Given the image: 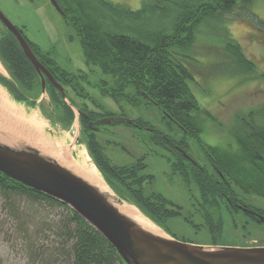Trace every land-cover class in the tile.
Here are the masks:
<instances>
[{
    "label": "trees",
    "instance_id": "1",
    "mask_svg": "<svg viewBox=\"0 0 264 264\" xmlns=\"http://www.w3.org/2000/svg\"><path fill=\"white\" fill-rule=\"evenodd\" d=\"M56 1L65 20L80 36L87 62L99 66L110 77L112 84L103 81L108 91L105 95L117 101L126 99L134 107L141 104L140 98L146 104L156 103L155 106L164 112L163 119L170 116L183 132L184 137L176 142L177 146L188 151L187 136H191L206 151L210 167L188 161L173 145L175 154L179 155L171 164L173 174L182 177L190 188L195 186L199 193L195 208L204 223L196 227L207 228L213 245H218L224 232V219L218 211L223 207L236 211L243 208L253 220L264 224L256 215H264V208L248 203L241 196L253 194L264 198V106L236 113L231 130L236 149L230 145L207 151L202 134L211 113L199 104L190 86V81L196 83L192 70L200 26L222 22L239 9L240 2L248 5L254 0H144L138 10L110 0ZM208 30L215 31L210 27ZM5 31L0 34V58L11 77L8 79L0 74V81L7 85L17 102L35 105L37 101H29L27 94H43L41 76L21 45L8 30ZM28 42L54 77L66 87V92L70 89L76 97L83 96L80 91L85 89L80 81L86 80V76L61 68L53 58ZM225 51L240 73L252 75L248 78L262 76L256 63L230 36H226ZM46 92L51 98L49 105L53 114H49L47 107L43 112L66 125L74 123L77 115L71 105L80 108L79 102L68 92L67 102L50 79ZM82 121L86 127L87 120L82 118ZM145 126L151 123L143 120L142 127ZM159 139L161 146H165L166 137L160 135ZM114 169L119 175L108 177L109 186L122 198L137 204L148 218L177 238L166 222L180 214V208L165 210L164 206L170 202L160 194L158 201H150L143 185L148 176H123L122 173L128 171L126 167L115 166ZM124 186L131 189L132 194ZM0 193L11 201L12 208L16 207L18 198L32 197L66 210L61 222L50 226L60 240L57 252L51 249L39 252L35 246L39 242L30 241L32 251L46 263H56L62 258L67 264H127L94 227L63 202L25 186L2 171ZM160 211L163 216L157 214Z\"/></svg>",
    "mask_w": 264,
    "mask_h": 264
},
{
    "label": "rangeland",
    "instance_id": "2",
    "mask_svg": "<svg viewBox=\"0 0 264 264\" xmlns=\"http://www.w3.org/2000/svg\"><path fill=\"white\" fill-rule=\"evenodd\" d=\"M110 1L128 5L133 10L141 9L144 3V0ZM0 9L42 54L53 58L61 68L86 76V80H81L80 84L95 101L110 111L118 110L119 107L110 96L102 95V89L106 87L103 81L112 84L110 77L103 73L99 66L87 62L80 36L51 0H0ZM209 27L215 31L210 32ZM5 30L0 21V34L6 32ZM226 36L227 38L230 36L241 45L246 56L256 63L257 70L262 76L248 78L252 75L240 73L232 65L231 58L225 51ZM196 50L197 54L194 55L196 61H193L195 65L192 70L196 83L190 81V86L199 104L211 113L202 134L204 147L207 151L212 148H214L212 150L228 148L230 145L236 149L237 144L231 133L236 113L264 106V0H254L248 5L240 2L239 9L224 21L201 25ZM0 74L8 79L11 77L1 58ZM0 90L8 95L11 102L15 100L10 89L2 81ZM68 94L80 103V98L70 89ZM27 95L28 100L32 102L34 99L37 101L36 104L23 102L18 104L27 114L35 113L40 116L44 124L45 137L49 141L63 143L75 159L79 158V152L83 150L100 172L88 149L87 134L80 135L81 124L74 120V123L66 125L58 118L50 116L49 114L53 112L49 105L51 98L47 92ZM139 100L141 102L139 107L130 104L126 106L129 116L142 117L153 127L172 135L168 127L170 124L177 140L184 137L174 120L171 121L170 117L163 119L164 112L159 108L146 104L144 99ZM44 107L48 108L49 114L43 112ZM0 128L7 129L2 124ZM111 128L117 131L111 138L123 144L135 156L132 157L117 147L116 149L109 147L108 156L112 162L126 165L144 158L146 168L142 169L140 174L151 176V179L143 184L146 196L160 194L180 208V214L168 218L166 222L170 232L183 241L214 246L208 229L196 227L204 223L195 208V200L199 198L198 190L195 186L190 188L178 174H173L172 165L168 160L171 154L161 145L153 143L145 130L139 131L124 125ZM187 142L189 154L201 165L210 167L206 151L197 139L187 136ZM241 196L248 203L264 208L263 197L253 194ZM16 203V207L12 208L11 201L0 193V264H67L62 258L56 263H46L44 258L36 256L30 247L32 246L30 241L32 243L38 241L39 243L35 245L37 251L51 249V252L55 250L57 252L60 240L50 226L55 222H61L67 214L66 210L32 197L18 198ZM128 203L134 205L131 201ZM218 212L224 219V232L218 240V246H264V224L253 220L246 210L243 208H239V211L234 208L228 210L223 207ZM160 228L164 231L162 227Z\"/></svg>",
    "mask_w": 264,
    "mask_h": 264
},
{
    "label": "water",
    "instance_id": "3",
    "mask_svg": "<svg viewBox=\"0 0 264 264\" xmlns=\"http://www.w3.org/2000/svg\"><path fill=\"white\" fill-rule=\"evenodd\" d=\"M51 2L63 14L58 2ZM0 21L16 36L41 76L43 93L48 77L67 100L65 87L38 59L21 31L1 9ZM76 113L86 115L80 110ZM121 120L124 119L119 118ZM76 121L80 123L78 117ZM0 136L7 139L0 138V171L71 207L117 250L127 264H264V246H205L152 232L120 210V205L130 203L120 198L108 184L107 189L101 190L21 135L0 128ZM185 155L197 163L187 153ZM256 215L264 222V215Z\"/></svg>",
    "mask_w": 264,
    "mask_h": 264
},
{
    "label": "flooded vegetation",
    "instance_id": "4",
    "mask_svg": "<svg viewBox=\"0 0 264 264\" xmlns=\"http://www.w3.org/2000/svg\"><path fill=\"white\" fill-rule=\"evenodd\" d=\"M4 27L17 40L16 36L5 25H4ZM18 29L21 31V33L23 34V36L27 40L26 36L24 35V32L20 28H18ZM17 42H18V40H17ZM27 42H28V40H27ZM34 53L36 54L38 59L43 63V60L40 58V55H38L36 51H34ZM48 80H49V78L46 77V87H47ZM56 80L59 81L58 79H56ZM59 82L61 83V81H59ZM65 90H66V87H65ZM107 92L108 91H106L105 88L102 89V95L103 94L105 95V93H107ZM80 93L83 94V96H80V97L78 96L81 100L79 103L81 105V107L78 108V107L72 106L70 103H69V105H71V107L75 113H76V110H80L86 114V115L78 114L79 122L81 124L80 135L82 133L87 134L88 149L91 153V156L96 161L97 166L100 169L101 175L107 184H108V182H107L108 177H112V175H119V172H117L114 169L115 166H119V167L122 166V167H126L128 169V171H124L122 173L123 176H130V175L142 176L140 173H141L142 169L146 168V164L144 163V158L143 159H137L135 162H132V163L126 164V165H118V164H115L112 162L111 158L108 156V148L109 147H112L114 149H116V147H117V149H121L122 151L129 154L130 156L135 157L133 152L130 151L127 147L123 146V144H121V143H117L115 140H113L111 138V136L113 134L115 135L117 133L116 130H113L111 128L112 126L124 125L125 127H129L131 129H136L139 131L145 130L148 132V135L150 136V140H151V138H154L151 141L155 144H158V145H161L160 139H159L160 135L165 136L167 143L165 144V146H162V147H164L171 154L168 158V160L171 164L175 161L176 158L179 157V155L175 154L176 150H174L173 145L175 146V149H177V151L179 153H181L188 161L193 162L191 159H189L185 155V153H187L193 160H195L189 154V150L185 151L184 149H182L176 145V142H179L178 140H180L182 138L177 140V138L173 134V130H171L170 124L168 125V127L170 128L169 132L172 133V135L168 134V132H164V131L156 128V127H153L152 125L142 127V122L144 120L142 117H139V116L138 117H131L127 114L126 106L128 105V102H127L128 100L125 99V100L117 101V100H114L112 98L115 101V103L117 104V106L119 107L118 110L114 112V111L108 110L106 107H104L98 101H95L93 99V97L88 92L80 91ZM131 106H133V105H131ZM167 117H169V116H167ZM82 118H85L87 120V124H86L87 126L86 127L84 126L85 124H83ZM119 118H123L124 120L119 121ZM128 119H131V121H128ZM171 121H173V120L171 119ZM145 176H148V179L146 180L148 182L150 180L151 176H149V175H145ZM124 188L129 193L132 194L131 189L127 188V186H124ZM112 190L117 194V192L113 188H112ZM118 196L120 198H122L120 195H118ZM148 196L150 198V201L156 202L159 200V198H157L158 194H156V193H153V195L150 194ZM122 199L124 201L128 202V200H126L124 198H122ZM134 205H136L140 209V207L137 204L134 203ZM176 208L177 207L175 205H173V203H171V202L168 205L164 206V209L167 210L168 212H169V210H176ZM157 214L160 216H163V211L157 212Z\"/></svg>",
    "mask_w": 264,
    "mask_h": 264
},
{
    "label": "bare ground",
    "instance_id": "5",
    "mask_svg": "<svg viewBox=\"0 0 264 264\" xmlns=\"http://www.w3.org/2000/svg\"><path fill=\"white\" fill-rule=\"evenodd\" d=\"M0 124L6 126L7 130L14 133V135L18 134L25 137L29 142L38 146L44 152L54 156L62 164L86 177L101 190L108 188L100 172L83 150L79 152V158L75 159L69 154L63 143L49 141L44 135V124L40 116L35 113L27 114L19 106L17 101L14 100L11 102L8 95L2 90H0ZM0 138L7 141L5 137L0 136ZM10 141L13 142V140ZM119 208L137 220L146 229L166 235L156 223L134 205L123 204Z\"/></svg>",
    "mask_w": 264,
    "mask_h": 264
}]
</instances>
